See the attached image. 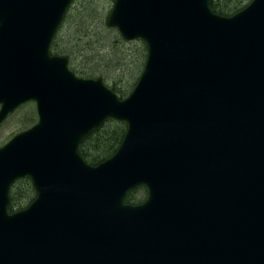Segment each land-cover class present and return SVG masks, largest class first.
Wrapping results in <instances>:
<instances>
[{
	"label": "water",
	"instance_id": "water-1",
	"mask_svg": "<svg viewBox=\"0 0 264 264\" xmlns=\"http://www.w3.org/2000/svg\"><path fill=\"white\" fill-rule=\"evenodd\" d=\"M72 1L0 0V124L30 101L38 118L0 148V264H264V0H114L106 25L146 47L125 99L49 54ZM108 119L122 141L88 165Z\"/></svg>",
	"mask_w": 264,
	"mask_h": 264
},
{
	"label": "trees",
	"instance_id": "trees-1",
	"mask_svg": "<svg viewBox=\"0 0 264 264\" xmlns=\"http://www.w3.org/2000/svg\"><path fill=\"white\" fill-rule=\"evenodd\" d=\"M250 0H211V10L220 16H230ZM109 2V3H108ZM114 0H74L50 45L52 55L67 59L69 69L80 78L101 79L120 99L134 87L144 65L145 45L140 41L125 42L106 25V18ZM106 8L104 9V4ZM99 4L102 9H97ZM106 85V84H105ZM125 124L112 120L85 136L79 145L80 156L90 165H97L109 158L119 146ZM138 188L126 198L134 201ZM35 192L28 178L13 184L9 193L8 211L22 209V201L29 202Z\"/></svg>",
	"mask_w": 264,
	"mask_h": 264
},
{
	"label": "rangeland",
	"instance_id": "rangeland-1",
	"mask_svg": "<svg viewBox=\"0 0 264 264\" xmlns=\"http://www.w3.org/2000/svg\"><path fill=\"white\" fill-rule=\"evenodd\" d=\"M247 2L248 1H246L243 5H245ZM96 5H98L97 9H102L101 5ZM105 8L106 3L104 4V9ZM105 84L106 87L110 86L108 83ZM36 122L37 115L35 111V104L33 102H29L20 106L17 110L10 114L0 126V147L6 144L13 136L31 128ZM143 198L144 193L136 192L134 201H142ZM28 203V200L22 201V207H25Z\"/></svg>",
	"mask_w": 264,
	"mask_h": 264
},
{
	"label": "bare ground",
	"instance_id": "bare-ground-1",
	"mask_svg": "<svg viewBox=\"0 0 264 264\" xmlns=\"http://www.w3.org/2000/svg\"><path fill=\"white\" fill-rule=\"evenodd\" d=\"M54 56H56V55H54ZM59 57H61V56H59ZM63 58H64V57H63ZM65 59H66V58H65ZM84 79H85V78H84ZM99 80L102 82L101 79H99ZM102 83L104 84V82H102ZM129 94H130V93H129ZM129 94H128V95H129ZM128 95H127V96H128ZM125 98H126V97L121 98V99H125ZM27 103H29V102H27ZM35 111H36V108H35ZM36 115H37V113H36ZM37 119H38V118H37ZM106 121H108V120H106ZM106 121H104L103 124H104ZM112 121H115V122H122V121H116V120H112ZM36 123H37V122H36ZM36 123H35V124H36ZM122 123H124V122H122ZM103 124H102V125H103ZM102 125H101V126H102ZM101 126H99V127H101ZM99 127H98V128H99ZM98 128H97V129H98ZM95 130H96V129H95ZM25 131H26V130H25ZM13 137H14V136H13ZM13 137H12V138H13ZM81 141H82V140H81ZM8 142H9V141H8ZM8 142H7V143H8ZM80 143H81V142H80ZM4 145H5V144H4ZM4 145H3V146H4ZM79 145H80V144H79ZM0 148H1V147H0ZM78 153H79V147H78ZM79 155H80V154H79ZM111 156H112V155H111ZM111 156H110V157H111ZM80 157H81V156H80ZM81 158H82V157H81ZM82 159H83V158H82ZM83 160H84V159H83ZM84 161H85V160H84ZM85 162H86V161H85ZM86 163H87V162H86ZM87 164H88V163H87ZM88 165H90V164H88ZM91 166H93V165H91ZM21 179H23V178H21ZM21 179H18V180H16L15 182H17V181H19V180H21ZM15 182H14V183H15ZM14 183H13V184H14ZM12 186H13V185H12ZM12 186H11V187H12ZM10 190H11V188H10ZM9 193H10V191H9ZM9 201H10V200H9Z\"/></svg>",
	"mask_w": 264,
	"mask_h": 264
}]
</instances>
